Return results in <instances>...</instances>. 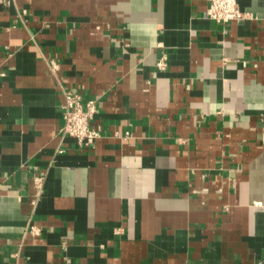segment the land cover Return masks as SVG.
Segmentation results:
<instances>
[{
  "label": "crops",
  "instance_id": "1",
  "mask_svg": "<svg viewBox=\"0 0 264 264\" xmlns=\"http://www.w3.org/2000/svg\"><path fill=\"white\" fill-rule=\"evenodd\" d=\"M238 5L0 0V264H264V0Z\"/></svg>",
  "mask_w": 264,
  "mask_h": 264
},
{
  "label": "built area",
  "instance_id": "2",
  "mask_svg": "<svg viewBox=\"0 0 264 264\" xmlns=\"http://www.w3.org/2000/svg\"><path fill=\"white\" fill-rule=\"evenodd\" d=\"M208 4L207 17L221 24L230 22H241L251 18V14L243 12L238 5V0H205ZM51 70L58 69L55 62H51ZM167 62L165 58L161 59L157 65L159 70H165ZM66 104L63 107L64 125L61 132L73 138L77 145L82 148H94L97 140L100 138V132L92 126V121L98 112L96 101H82L79 94L65 92ZM126 139L131 137L129 132L125 135ZM40 185L41 179H36ZM37 232V230H34Z\"/></svg>",
  "mask_w": 264,
  "mask_h": 264
}]
</instances>
